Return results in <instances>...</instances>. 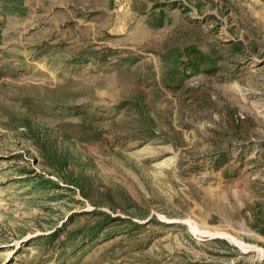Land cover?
<instances>
[{
    "label": "rangeland",
    "instance_id": "rangeland-1",
    "mask_svg": "<svg viewBox=\"0 0 264 264\" xmlns=\"http://www.w3.org/2000/svg\"><path fill=\"white\" fill-rule=\"evenodd\" d=\"M0 264H264V0H0Z\"/></svg>",
    "mask_w": 264,
    "mask_h": 264
},
{
    "label": "water",
    "instance_id": "water-1",
    "mask_svg": "<svg viewBox=\"0 0 264 264\" xmlns=\"http://www.w3.org/2000/svg\"><path fill=\"white\" fill-rule=\"evenodd\" d=\"M236 246H238L237 244H235Z\"/></svg>",
    "mask_w": 264,
    "mask_h": 264
},
{
    "label": "trees",
    "instance_id": "trees-1",
    "mask_svg": "<svg viewBox=\"0 0 264 264\" xmlns=\"http://www.w3.org/2000/svg\"><path fill=\"white\" fill-rule=\"evenodd\" d=\"M233 246V245H232ZM235 247V246H234Z\"/></svg>",
    "mask_w": 264,
    "mask_h": 264
}]
</instances>
